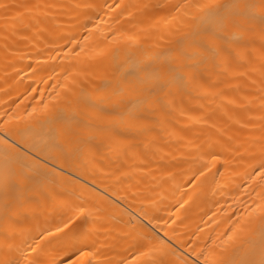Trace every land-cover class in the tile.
Returning a JSON list of instances; mask_svg holds the SVG:
<instances>
[{
    "label": "bare ground",
    "instance_id": "6f19581e",
    "mask_svg": "<svg viewBox=\"0 0 264 264\" xmlns=\"http://www.w3.org/2000/svg\"><path fill=\"white\" fill-rule=\"evenodd\" d=\"M228 2L0 0V136L15 144L0 167L9 147L20 173L0 197V259L39 245L68 264L87 245L92 264H142L145 236L170 264L259 258L229 236L260 234L264 34L182 55L212 19L196 5ZM168 62L186 78L161 89Z\"/></svg>",
    "mask_w": 264,
    "mask_h": 264
},
{
    "label": "snow or ice",
    "instance_id": "6c2138e0",
    "mask_svg": "<svg viewBox=\"0 0 264 264\" xmlns=\"http://www.w3.org/2000/svg\"><path fill=\"white\" fill-rule=\"evenodd\" d=\"M196 7L203 8L206 13L211 14L212 19L202 30L195 33L193 43L196 46V51L190 56L187 52H182V55L187 56L189 59L194 60L196 56L204 53H212L216 57H223L230 53L232 50L228 42L229 30L240 31L241 38H243V33L255 30V26L258 23L261 34H264V0H229L226 4L208 3L198 4ZM8 8L9 5L0 3V9L6 10ZM69 43H74L75 47H80L78 42L70 40ZM180 43L183 44V41H180ZM165 76L171 77V80L165 82ZM185 78L186 76L179 62H168L163 68L157 69L155 73L157 87L161 89L166 87L167 83L172 80L181 81ZM72 83L75 84V81ZM68 91L71 92V88H68ZM123 91V87L118 86L117 94ZM8 135L11 136V133L8 132ZM0 143L10 145L11 148L15 147V144H10V141L5 140L4 136H0ZM4 154V164L0 167V197H3L7 204L10 193L18 186L19 180L17 177L20 173L11 167L14 157L9 147L4 148ZM257 174L264 178V162H261ZM256 209L261 212L259 217L261 224L259 237L256 238L247 228H244L240 230L238 237L233 232L229 239L232 240L236 237V239L247 243L250 246V256L255 257L258 252L259 258L241 259L238 262L233 261L232 264H264V196L260 197L259 202L256 204ZM79 212L83 213L84 209H79ZM70 222L71 220H69ZM67 226L68 224L65 223L64 227ZM56 231H61V228L57 227ZM141 248L139 255L145 258L142 264H170L164 259L169 254L168 248H170V245L167 241L160 240L155 236H145ZM199 255L205 257L204 264H224L223 261L216 259L212 252L206 254L201 251ZM93 259V250L85 245L76 250L75 259H70L68 264H92ZM178 259L182 260V256L178 257ZM0 264H49V262L42 257V250L37 245L30 247L27 251L21 250L19 258L6 257L0 259ZM60 264H63V262H60ZM183 264H187V262L184 261ZM192 264H198V261H193Z\"/></svg>",
    "mask_w": 264,
    "mask_h": 264
}]
</instances>
